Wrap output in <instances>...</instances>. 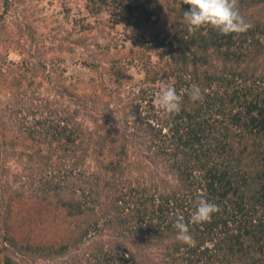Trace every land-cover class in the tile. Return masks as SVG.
<instances>
[{
  "label": "trees",
  "instance_id": "1",
  "mask_svg": "<svg viewBox=\"0 0 264 264\" xmlns=\"http://www.w3.org/2000/svg\"><path fill=\"white\" fill-rule=\"evenodd\" d=\"M88 1L92 12L106 9L113 23L139 30L141 54L163 61L143 63L142 84L172 85L181 110L166 116L141 88L127 94L128 110L115 127L93 132L68 111L36 117L30 105L24 107L25 118L34 121L15 122L24 128L22 141L48 146L45 153L26 152L25 177L36 183L35 196L76 221L75 232L57 244L33 243L5 224L0 264H22L17 255L58 264H145L139 249L154 251L159 264H264V0H238L250 27L228 35L210 27L189 32L184 12L190 6L182 0L165 6L160 0ZM112 78L120 87L131 76L116 70ZM194 84L202 100L189 98ZM110 144L114 154L107 159ZM90 157L94 169L85 166ZM150 164L166 170L174 184L160 171L148 175ZM200 199L219 211L209 222L193 224ZM181 216L195 246L176 240L173 225ZM104 231L132 241L135 249L100 240L81 248L87 236Z\"/></svg>",
  "mask_w": 264,
  "mask_h": 264
},
{
  "label": "rangeland",
  "instance_id": "2",
  "mask_svg": "<svg viewBox=\"0 0 264 264\" xmlns=\"http://www.w3.org/2000/svg\"><path fill=\"white\" fill-rule=\"evenodd\" d=\"M160 2L165 6L168 0ZM89 7L88 0H0V236L5 224L15 226L22 238L33 243L57 244L75 232L76 221L56 203L35 196L32 187L36 183L25 177L26 152L45 153L48 146L22 141L24 128L15 122L26 125L34 121L32 116L25 118L24 107L30 105L36 117L68 111L91 131L99 132L120 122L122 112L128 110L123 107L129 92L144 88L155 100L166 85L142 84L143 63L159 60L157 54H141L139 30L113 23L106 9L96 13ZM116 70L127 71L131 79H122V85L116 86L112 78ZM106 150L105 157L110 159L113 145ZM133 154L130 150V158L136 161ZM92 158L85 166L94 169ZM156 171L160 166L150 164L148 175L156 176ZM160 172L159 177L174 184L172 175ZM97 240L119 241L135 249L132 241L109 231L87 236L81 248ZM137 254L145 264H159L152 250L139 249ZM17 258L22 264L59 263Z\"/></svg>",
  "mask_w": 264,
  "mask_h": 264
},
{
  "label": "clouds",
  "instance_id": "3",
  "mask_svg": "<svg viewBox=\"0 0 264 264\" xmlns=\"http://www.w3.org/2000/svg\"><path fill=\"white\" fill-rule=\"evenodd\" d=\"M182 2L190 6V10L184 12L189 32L210 27L220 34L228 35L243 33L250 27L239 11L238 0H182ZM188 95L192 101L203 99L199 86L195 84L191 86ZM181 99L175 88L169 84L161 88L154 104L158 109H162L166 116H170L181 110ZM218 211V205L200 199L191 214L190 222L193 224L209 222L212 214ZM173 227L177 230V241L195 246V240L189 234V226L182 216L177 218Z\"/></svg>",
  "mask_w": 264,
  "mask_h": 264
}]
</instances>
